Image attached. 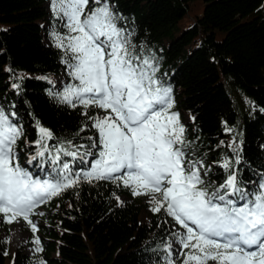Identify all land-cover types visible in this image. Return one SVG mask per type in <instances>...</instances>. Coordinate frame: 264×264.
I'll return each instance as SVG.
<instances>
[{
    "label": "trees",
    "instance_id": "1",
    "mask_svg": "<svg viewBox=\"0 0 264 264\" xmlns=\"http://www.w3.org/2000/svg\"><path fill=\"white\" fill-rule=\"evenodd\" d=\"M108 2L123 17L118 26L133 33L137 51L155 58L156 77L172 87V111L179 113L190 142L184 149L186 159L203 161L204 186L211 192L224 181L227 173L220 164L228 157L238 169L241 186L255 190L264 176V0ZM50 4L51 0H0V108L23 131L15 148L18 163L41 178L52 171L47 154L26 162L35 155L37 120L54 134L49 145L68 140L91 145L88 137L98 139L92 122L81 115L82 106L73 108L49 95L78 83L55 46L52 32L67 30ZM95 6L90 1L86 10ZM58 75L65 78L60 85ZM13 83L20 87L13 88ZM88 111L104 115L96 107ZM234 138L240 145L239 165L228 147ZM84 167L74 163V170ZM117 195L120 201L122 196L126 199L118 202ZM148 200L133 196L119 182L81 181L34 210L38 231L34 234L25 223L26 241L13 250L10 224L0 220L5 231L0 236V264H164L163 244L179 227L163 211H150ZM34 237H39L43 251H35ZM178 249L173 244V250Z\"/></svg>",
    "mask_w": 264,
    "mask_h": 264
},
{
    "label": "snow or ice",
    "instance_id": "2",
    "mask_svg": "<svg viewBox=\"0 0 264 264\" xmlns=\"http://www.w3.org/2000/svg\"><path fill=\"white\" fill-rule=\"evenodd\" d=\"M92 2L96 6L86 12L90 0H51L54 17L67 30L53 31L52 37L64 53L62 63L78 83L67 84L58 93L49 91V95L73 108L82 106L81 115L92 122L98 139L88 137L91 145L77 146L71 140L49 145L54 134L37 120L38 138L32 142L36 150L29 163L47 154L52 171L43 178L33 176L20 166L15 151L22 128L0 108L3 221L12 223L22 217L35 234L38 228L30 216L37 207L81 181L109 180L121 183L133 196H148L150 211H163L179 226L163 244L164 264H177V259L180 264H264V176L249 191L241 186L233 161L225 157L220 166L226 178L208 191L201 176L203 161L186 159L184 149L190 142L179 113L172 111V87L156 77L155 58L137 51L131 41L133 33L118 26L123 17L108 0ZM91 107L104 110L105 115H89ZM228 147L239 165L240 145L235 138ZM77 161L86 167L74 170ZM116 199L122 203L118 195ZM173 242L179 245L176 251ZM33 243L36 252L43 251L39 237Z\"/></svg>",
    "mask_w": 264,
    "mask_h": 264
},
{
    "label": "rangeland",
    "instance_id": "3",
    "mask_svg": "<svg viewBox=\"0 0 264 264\" xmlns=\"http://www.w3.org/2000/svg\"><path fill=\"white\" fill-rule=\"evenodd\" d=\"M90 1H92V0H90ZM85 11H87V10L85 9ZM63 81H65L64 76L58 75L57 76V85L62 84ZM29 160L30 159H27L26 162H29ZM201 174H202V171H201ZM125 199H126L125 196L121 197L122 201ZM142 215H143V217H146V212L144 211L142 213ZM22 225H23V222L21 220H15L10 225V228L8 231V236H9V239L11 241V244H10L11 250H13L16 247H19L21 244H23L26 241L27 232L24 230ZM4 235H5V231L2 230L1 223H0V236H4ZM174 244L177 245L176 243H174Z\"/></svg>",
    "mask_w": 264,
    "mask_h": 264
}]
</instances>
